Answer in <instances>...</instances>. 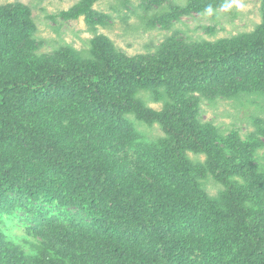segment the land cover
<instances>
[{
  "label": "trees",
  "instance_id": "trees-1",
  "mask_svg": "<svg viewBox=\"0 0 264 264\" xmlns=\"http://www.w3.org/2000/svg\"><path fill=\"white\" fill-rule=\"evenodd\" d=\"M97 1L59 15L93 24ZM226 3L188 0L183 11ZM261 5V23L235 40L170 38L157 53L130 56L98 35L86 57L69 47L40 54L30 6L0 3V264H43L3 229L17 207L32 215L27 233L64 248L68 264H264V165L254 160L264 141L224 138L200 119L195 95L264 94ZM142 90L163 109L147 107ZM132 116L165 136L144 139ZM210 175L225 186L217 198L201 181Z\"/></svg>",
  "mask_w": 264,
  "mask_h": 264
},
{
  "label": "rangeland",
  "instance_id": "rangeland-1",
  "mask_svg": "<svg viewBox=\"0 0 264 264\" xmlns=\"http://www.w3.org/2000/svg\"><path fill=\"white\" fill-rule=\"evenodd\" d=\"M16 1L23 2L32 9L40 54L69 47L89 57L92 40L98 35L108 37L118 50L127 55L151 54L157 53L161 44L170 38L186 43L215 42L222 38L235 40L255 30L262 21L261 0H227L225 6L215 10L195 9L189 12L183 11L186 9L184 7L188 6V0H164L161 5L151 8L145 6L148 0H99L93 5L94 11L98 14L95 17L97 21L93 24H90L87 15L72 20H65L59 15L61 11L70 9L79 0H0V3ZM169 3L180 6L181 9L176 10ZM172 12L176 13L175 16L170 17L166 23L158 22L152 25L155 17ZM101 14L105 17H101ZM52 15L56 18H52ZM195 95L200 96L198 102L200 119L211 123L224 138L231 139L235 133L244 143H252L250 135L255 133L258 141H264L260 131V128H264V94H244L240 98L230 99L221 97L210 99L198 93ZM137 96L147 107L159 111L163 109L164 101L157 100L153 91L142 90ZM131 120H134L138 131L146 140L155 141L165 136L158 123L149 125L135 116H132ZM256 153L254 160L264 165V147L259 148ZM227 155L230 157L233 154ZM190 157L202 164L207 159L204 154L190 153ZM201 181L211 197H219L221 191L225 189V186L212 175ZM14 210L18 215L16 221H11L7 217L2 219L6 224L2 226L9 240L22 250L37 256L43 264L53 261H62L65 264L70 262V257L65 256L66 250L60 245L37 233H27L25 222L22 220L27 219L26 222L32 225L34 221H29L32 215L21 211L20 207ZM52 211L56 214V210ZM81 216L86 222L89 221L82 222L89 228L92 222L83 213ZM71 217L74 218V214ZM62 218L60 223L70 228L73 220L64 216ZM57 219L59 221L60 218Z\"/></svg>",
  "mask_w": 264,
  "mask_h": 264
}]
</instances>
